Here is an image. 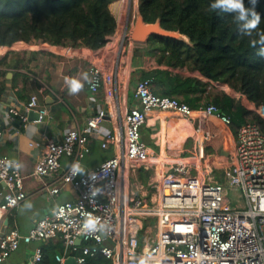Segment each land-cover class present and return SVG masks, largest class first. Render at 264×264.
<instances>
[{
	"label": "built area",
	"instance_id": "obj_1",
	"mask_svg": "<svg viewBox=\"0 0 264 264\" xmlns=\"http://www.w3.org/2000/svg\"><path fill=\"white\" fill-rule=\"evenodd\" d=\"M131 1L126 3L127 9ZM116 22L119 25L118 18ZM120 30L122 49L128 25ZM112 78L105 62L88 67V89L93 93ZM150 85L148 78L135 81L137 105L117 113L113 130H102L106 111L101 109L82 127L75 124L45 145L32 173L50 179L40 191L51 199L68 185L78 197L58 203L51 215L39 219L27 233L15 227L7 229L0 237V262L21 243L60 238L70 254L56 255V264H63L71 255L78 264H85L86 257L97 254L111 264H264V129L250 118L237 127L228 139L233 149L225 159L219 154L225 166L224 180L219 181L205 150V143L212 138L206 121L218 120L220 130L231 137L230 116L213 103L193 109L177 97L153 93ZM3 101L0 143L2 126L14 117L26 122L32 110L38 114L32 122H41L48 115L47 109L38 108L35 95L19 105L9 95ZM151 111H172L183 119L196 120L195 156L172 164L171 170L151 185L153 193L137 194L129 178L137 165L148 168L150 163L140 127ZM257 111L264 118V107ZM92 136L104 149L113 146L115 154L89 172L73 176L71 167L75 163L81 166ZM64 157L68 159L65 166ZM198 162L203 163L201 170ZM229 189L240 194L243 205L230 200ZM28 196L19 163L0 155V210L9 213ZM89 213L105 225V233L82 231ZM146 222L149 225L145 226ZM40 261L41 249L37 248L24 264Z\"/></svg>",
	"mask_w": 264,
	"mask_h": 264
},
{
	"label": "crops",
	"instance_id": "obj_2",
	"mask_svg": "<svg viewBox=\"0 0 264 264\" xmlns=\"http://www.w3.org/2000/svg\"><path fill=\"white\" fill-rule=\"evenodd\" d=\"M119 1L111 3L118 4L116 12L110 10L115 17L122 15V4ZM120 35L121 30L116 29L114 34L107 38L105 45L98 50L51 45L41 40L18 41L5 49L7 57L4 64L0 65V87L3 88L0 115L3 114V99L6 95L13 99L15 105L24 103L31 95H35L38 108L47 109L48 115L41 122L28 120L17 122L19 119L14 117L2 126L0 155L19 163L23 175V187L29 196L9 213L0 210V233L3 228L7 230L12 227L22 234L27 233L39 219L51 215L58 203L78 197V193L68 185L62 186L58 195L51 199L45 198L40 191L50 179L49 177L41 179L32 173L43 154L45 145L52 140H58L64 131L75 124L82 127L90 116L101 109L106 111V117L101 123L102 130H113L117 113L137 105L133 96L135 81L141 79L140 70L155 68L156 56L147 41L142 43L144 47L137 49L135 42L126 39L122 49H119ZM135 49L136 63L132 55ZM138 51L140 54H137ZM3 52H0V57ZM96 62H105L114 79L112 78L110 84L106 82L93 93L88 89V67ZM171 71L181 73L183 76L204 79L197 71L189 72L185 68H171ZM66 78L77 79L83 84V89L77 94H70L65 83ZM212 89L219 94L227 90V87L220 84ZM196 103L197 106L193 109L206 103L204 93ZM195 125V119H183L172 111L148 113L140 127V137L148 147L151 155L150 163L148 168H145L144 164L137 165L136 173L129 178L130 186L134 187L137 194L153 193L151 185L157 182L160 176L169 172L172 164L195 156L193 143ZM216 140L220 145L222 144V140L219 138ZM188 143H190L189 147H187ZM89 147L90 151L81 161L80 167L83 169L81 174L89 172L115 154L113 146L102 148L99 139L95 136L89 139ZM211 157L209 160L212 167L215 162L225 170L220 157L215 161ZM62 162L65 166L68 159L64 157ZM197 166L201 170L203 163L198 162ZM222 172L219 173L220 180L221 175L224 174V171ZM215 176L219 180L216 174ZM49 245L55 246V256L58 255L57 251L61 254H70V250L60 238L32 241L29 244L21 243L0 264H24L37 248L43 249Z\"/></svg>",
	"mask_w": 264,
	"mask_h": 264
},
{
	"label": "trees",
	"instance_id": "obj_3",
	"mask_svg": "<svg viewBox=\"0 0 264 264\" xmlns=\"http://www.w3.org/2000/svg\"><path fill=\"white\" fill-rule=\"evenodd\" d=\"M116 0H0V65L5 49L13 43L41 40L51 45L98 50L114 34L117 22L109 9ZM214 0H138V11L147 23L160 21L162 28L179 31L183 40L152 35L147 42L155 53V68L140 70L141 79H151V90L160 96L178 97L190 107L205 94L230 116L231 137L220 130V122L208 120L211 139L222 143L233 138L248 118L264 129L258 107H264V57L259 55L264 38V0H257L261 22L249 35L239 31L235 14L210 5ZM251 9L249 0H244ZM152 53V52H151ZM171 68L197 71L204 79L183 76ZM223 84L227 90L209 98L208 91ZM3 88L0 87V99ZM224 136H223V135ZM223 136V137H222ZM62 244V243H60ZM53 245L41 249L38 264H56ZM74 254V253H73ZM85 264H111L102 255L86 257Z\"/></svg>",
	"mask_w": 264,
	"mask_h": 264
},
{
	"label": "clouds",
	"instance_id": "obj_4",
	"mask_svg": "<svg viewBox=\"0 0 264 264\" xmlns=\"http://www.w3.org/2000/svg\"><path fill=\"white\" fill-rule=\"evenodd\" d=\"M252 8H246L244 0H214V3L210 5L213 10H221L226 13L235 14L234 19L240 25L239 31L243 35H251L256 30L261 22V16L254 10L257 5V0H249ZM261 44H264V38L261 40ZM264 57V47L260 49L258 53ZM87 79V77H85ZM65 83L68 85L70 94H77L83 89V84L75 78H66ZM83 172L79 163H75L71 167V173L73 176ZM82 231L87 234H94L97 232L105 233V225L100 222L98 217L92 216L90 213L86 215V219L83 222ZM143 264V261L141 262Z\"/></svg>",
	"mask_w": 264,
	"mask_h": 264
},
{
	"label": "water",
	"instance_id": "obj_5",
	"mask_svg": "<svg viewBox=\"0 0 264 264\" xmlns=\"http://www.w3.org/2000/svg\"><path fill=\"white\" fill-rule=\"evenodd\" d=\"M135 21L130 29V31L126 34V37L135 42V43H145L148 38L152 35L155 36H161V37H170L175 38L179 40H183L185 42H188V39L185 35L181 34L179 31H173V30H166L161 27L160 21L156 20L154 23H147L143 20L142 15L136 10V16ZM137 54H140L138 51ZM38 118V114L35 111H29L27 114V120L29 122H32L33 120ZM17 122H20V120H17ZM234 144L231 140H226L218 147V153L221 154L222 158H226L230 152L231 149H233ZM6 231V229H2V232L0 233V237L2 234ZM76 244H80V239H77ZM59 257L62 256L61 253L58 251L56 252ZM63 264H78L76 262V259L73 255L67 256L64 260Z\"/></svg>",
	"mask_w": 264,
	"mask_h": 264
},
{
	"label": "rangeland",
	"instance_id": "obj_6",
	"mask_svg": "<svg viewBox=\"0 0 264 264\" xmlns=\"http://www.w3.org/2000/svg\"><path fill=\"white\" fill-rule=\"evenodd\" d=\"M127 2H128V0H125V2L124 1L121 2L122 3V15H120L116 18H118V21H119L118 22L119 23V29H121L122 26L125 27L126 24L128 25V31H127V33H128L130 31V28H132L134 21H135V18H136L135 16H136V10L138 9V1L137 0L131 1L130 9H127V7H128V4H126ZM113 11L114 12L117 11L116 5H115V9ZM136 45L138 46L137 49H139L140 47H144L142 43H136ZM72 48H74V47H72ZM136 51H137L136 49L134 51H132L134 63H136V55H135ZM67 54L70 55V53H68V52H67ZM212 90H215V89L210 88V90L208 91V93H209L208 97L209 98H212L217 93V92H213ZM205 99H206V101L208 100L207 98H205ZM219 140H221V136L219 137ZM189 145H190V143L187 144V147H189ZM219 145H220V143H218L216 139H211L209 142L205 143L206 153L210 154V156H212L211 159L214 161L216 158L219 159V154H218ZM211 169L214 171V173L217 175L218 178H219V173L220 172L223 173L222 171H224V167L223 166L220 167L215 162H214L213 167ZM219 180H220V178H219ZM223 180H224V174L221 175L220 181H223ZM236 192L237 191H235V190L229 189L230 200L232 202H234L235 204L243 205L242 198H241L240 194L236 193ZM152 223H154V220H152ZM147 225H149L148 222L145 223V226H147ZM152 232L154 233V230Z\"/></svg>",
	"mask_w": 264,
	"mask_h": 264
},
{
	"label": "bare ground",
	"instance_id": "obj_7",
	"mask_svg": "<svg viewBox=\"0 0 264 264\" xmlns=\"http://www.w3.org/2000/svg\"><path fill=\"white\" fill-rule=\"evenodd\" d=\"M115 5H116V8H117V5H118V4H115ZM115 5H114V4H110V10L113 11V10L115 9ZM111 7H112L113 9H112ZM113 12H114V11H113Z\"/></svg>",
	"mask_w": 264,
	"mask_h": 264
}]
</instances>
